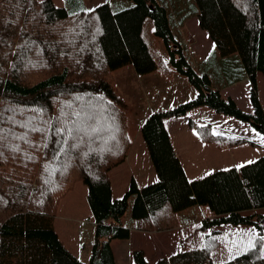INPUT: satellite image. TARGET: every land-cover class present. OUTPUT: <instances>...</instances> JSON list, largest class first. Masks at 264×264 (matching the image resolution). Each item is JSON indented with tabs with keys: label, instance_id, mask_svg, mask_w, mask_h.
<instances>
[{
	"label": "trees",
	"instance_id": "obj_1",
	"mask_svg": "<svg viewBox=\"0 0 264 264\" xmlns=\"http://www.w3.org/2000/svg\"><path fill=\"white\" fill-rule=\"evenodd\" d=\"M132 1L115 11L107 2L71 10L53 0H0V264H116L111 241L130 238L122 222L130 195L136 229L179 228L176 252L149 263L143 249H134L132 264H264V213L258 211L264 207V156L190 180L164 122L208 106L264 133L257 86L258 72L264 74V0L192 4L220 54L241 58L252 112L196 71L173 32L167 0ZM157 38L168 64L188 77L197 95L145 118L141 133L158 180L139 187L132 178L125 194L114 198L110 170L127 159L132 143L128 104L112 73L129 63L140 74L163 66ZM99 97L104 109L91 116L87 107ZM197 127L204 140L221 147L241 140ZM79 180L88 186L95 224L87 261L64 245L54 226L60 199ZM193 205L202 207L203 217L180 226L177 213Z\"/></svg>",
	"mask_w": 264,
	"mask_h": 264
},
{
	"label": "rangeland",
	"instance_id": "obj_2",
	"mask_svg": "<svg viewBox=\"0 0 264 264\" xmlns=\"http://www.w3.org/2000/svg\"><path fill=\"white\" fill-rule=\"evenodd\" d=\"M53 1L56 6L68 7L71 10L93 8L107 2L113 10L117 11L130 7L134 3L132 0ZM167 1L169 14L174 21L171 22L173 32L181 40L185 55L196 71L199 74L207 73L211 78V86L219 89L223 97H233L239 107L247 112H252L251 85L245 76L238 53L227 56L220 54L208 31L199 25L197 10L192 6L194 0H177L178 4L175 0ZM181 18H183L182 23H179L178 19ZM148 27L151 28L152 24L148 23ZM156 43L157 49L164 59L163 66L158 65L155 70L140 74L135 70L134 65L129 63L113 70L112 73L115 89L128 104L126 131L132 143L127 159L110 170L114 198H120L125 194L132 178L135 179L139 187L158 180L157 172L141 133V124L145 118L153 111L172 108L197 95V89L188 77L168 64L169 55L162 38H157ZM151 50L154 51V48ZM257 86L259 99L264 103V74L262 72L257 74ZM77 99L83 101L85 97L81 96ZM98 99L87 107L88 110L93 111L91 116H95L104 109V101L100 97ZM89 100L90 96L86 98V101ZM76 116L78 118L79 115ZM83 116L87 117L88 111ZM79 121L81 122V120ZM164 122L174 149L183 162L182 164L185 165V172L190 180L204 177L217 170L241 166L264 156V133L247 121L217 112L208 106L194 108L182 115L168 116ZM197 125L208 126L211 130L220 132L226 137L234 136L241 140L221 147L214 141L204 140ZM87 195L88 186L82 180L76 181L73 187L60 199L54 216V226H56L55 229H57L60 239L76 255L79 253L77 247L80 244L83 243L85 249L90 252L91 244L94 241L95 224ZM133 201L134 195H130L128 210L122 216V222L125 225L133 220L131 215ZM261 212L264 213V207ZM216 228L228 231L254 230L250 225H231L230 227L220 225ZM153 234L156 233L134 234L126 249L131 244L137 249L146 250V259L149 263L176 252L178 242L173 240L172 243L163 244L161 241L164 238ZM112 241L115 244L120 239ZM130 254V251L126 252V263L129 262ZM82 259L86 261L85 256Z\"/></svg>",
	"mask_w": 264,
	"mask_h": 264
},
{
	"label": "crops",
	"instance_id": "obj_3",
	"mask_svg": "<svg viewBox=\"0 0 264 264\" xmlns=\"http://www.w3.org/2000/svg\"><path fill=\"white\" fill-rule=\"evenodd\" d=\"M260 102L264 108V103L261 100H260ZM181 163H183V162L181 161ZM183 167L186 171L185 165H183ZM111 183H112V180H111ZM112 194L114 195L113 183H112ZM261 209L262 208H259L258 211H261ZM177 217H178V221L180 223V226L190 225L192 223H195L197 220H200L203 217V210H202L201 206L193 205L191 207H188L186 209L179 211L177 213ZM194 218H197V219H194ZM90 222H91V220H90ZM127 225L130 227V231H131L130 238L124 239V240L120 239V241H116L115 244H114V241H111V245H112V248L114 250V254H115V258H116V264H132L133 263L132 252L134 249H137V248H136V246L130 244L128 249H126V246L128 243H130L132 241L134 234H143L146 232H151V233H156V234H153L154 236H158V237L162 236L164 238L161 241L163 244L172 243L173 240L178 242V233H179L178 227L173 228V229H166V230L145 231V230L136 229L134 220H130L129 224H127ZM226 226L230 227L231 225H226ZM55 228H56V226H55ZM56 231H57V229H56ZM58 235H59V233H58ZM59 237H60V235H59ZM85 248H86L85 245L82 243V244H80L79 247H77V250L79 252L78 256L81 259L83 256H85L86 261H87L89 256H90V252H88ZM90 249H91V247H90ZM128 251H130L131 254L129 255V262L126 263V261H125L126 260V252H128ZM144 252L146 255V250ZM124 255H125V258H123Z\"/></svg>",
	"mask_w": 264,
	"mask_h": 264
},
{
	"label": "snow or ice",
	"instance_id": "obj_4",
	"mask_svg": "<svg viewBox=\"0 0 264 264\" xmlns=\"http://www.w3.org/2000/svg\"><path fill=\"white\" fill-rule=\"evenodd\" d=\"M95 131V129H93Z\"/></svg>",
	"mask_w": 264,
	"mask_h": 264
}]
</instances>
